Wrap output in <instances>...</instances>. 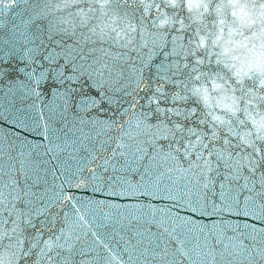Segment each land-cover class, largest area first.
I'll return each instance as SVG.
<instances>
[{"label":"snow or ice","instance_id":"obj_1","mask_svg":"<svg viewBox=\"0 0 264 264\" xmlns=\"http://www.w3.org/2000/svg\"><path fill=\"white\" fill-rule=\"evenodd\" d=\"M0 264H264V0H0Z\"/></svg>","mask_w":264,"mask_h":264},{"label":"water","instance_id":"obj_2","mask_svg":"<svg viewBox=\"0 0 264 264\" xmlns=\"http://www.w3.org/2000/svg\"><path fill=\"white\" fill-rule=\"evenodd\" d=\"M164 2H165V0H160V3L163 5L164 4ZM167 11H168V14L169 15H171L172 14V11H173V9H171V8H168L167 9ZM185 15L187 16L188 14L187 13H185Z\"/></svg>","mask_w":264,"mask_h":264}]
</instances>
